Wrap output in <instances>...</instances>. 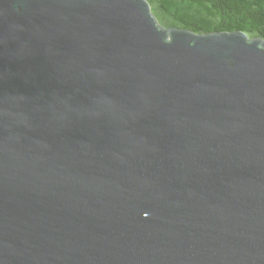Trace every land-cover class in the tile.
I'll list each match as a JSON object with an SVG mask.
<instances>
[{
    "label": "water",
    "instance_id": "water-1",
    "mask_svg": "<svg viewBox=\"0 0 264 264\" xmlns=\"http://www.w3.org/2000/svg\"><path fill=\"white\" fill-rule=\"evenodd\" d=\"M0 264H264V39L0 0Z\"/></svg>",
    "mask_w": 264,
    "mask_h": 264
},
{
    "label": "trees",
    "instance_id": "trees-1",
    "mask_svg": "<svg viewBox=\"0 0 264 264\" xmlns=\"http://www.w3.org/2000/svg\"><path fill=\"white\" fill-rule=\"evenodd\" d=\"M148 2L159 23L166 28L171 24V27L197 34L241 31L250 38L264 39V0H148Z\"/></svg>",
    "mask_w": 264,
    "mask_h": 264
},
{
    "label": "rangeland",
    "instance_id": "rangeland-1",
    "mask_svg": "<svg viewBox=\"0 0 264 264\" xmlns=\"http://www.w3.org/2000/svg\"><path fill=\"white\" fill-rule=\"evenodd\" d=\"M169 22V21H168ZM171 22H173V21H171ZM174 26V25H173ZM169 28H171V24H169ZM250 38V37H249ZM259 38V37H258ZM250 39H252V38H250Z\"/></svg>",
    "mask_w": 264,
    "mask_h": 264
}]
</instances>
